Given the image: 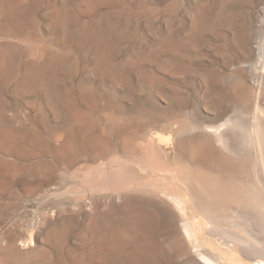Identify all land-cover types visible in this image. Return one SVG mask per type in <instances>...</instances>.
<instances>
[{
	"label": "rangeland",
	"instance_id": "1",
	"mask_svg": "<svg viewBox=\"0 0 264 264\" xmlns=\"http://www.w3.org/2000/svg\"><path fill=\"white\" fill-rule=\"evenodd\" d=\"M243 30H247L251 48L246 58L232 44L242 37ZM162 39L164 46L160 45ZM263 46L264 0H0V264H111L110 244L91 252L89 232L128 224L140 229V240H151L158 255L144 252L141 262L117 259L115 264H183L186 257L176 254V247L179 238L181 244L189 243V237L179 232L187 221L199 239L198 248L205 246L202 252L221 261L226 257L236 260L234 237L244 230L243 220L221 206L209 212L214 213L208 217L210 222L216 219L209 227L205 222L208 212L203 207L202 211L183 187L174 190L183 199L184 213L193 218L185 214L174 219L151 193H124L116 201L113 192L88 188L82 197L70 187L78 189L81 177L102 159L110 160L119 153L125 156L124 152L132 153L133 148L135 152L129 154L133 157L136 153L135 160L141 155L139 159L134 162L125 154L136 169L155 152H170L164 156L172 165L181 161L174 148L180 135L173 131L161 134L146 123L154 125L178 111L185 119L193 114L213 119L227 116L235 68L264 73ZM99 60L109 68L98 70ZM206 75L214 80L209 86L203 82ZM214 89L218 94L222 91V99H228L220 115L212 110L218 109V99L207 96V92L215 93ZM109 112L116 117L109 120ZM76 114L83 121L75 118ZM120 124L134 136L126 137L130 141L117 131ZM66 130H73L76 149L70 147L66 150L69 154L61 149L58 155L57 146ZM105 140L108 147L103 146ZM94 142L107 149L109 157H92L89 152ZM218 146L208 164L199 166L202 172L205 169L203 175L210 170L208 177L215 180L232 166L239 170L237 175L241 173L243 158ZM182 161L183 166L192 167L188 159ZM241 176L236 178L237 194L254 207L264 204L256 180L246 182ZM167 204L175 213L179 211L172 201ZM130 248L128 253L137 246Z\"/></svg>",
	"mask_w": 264,
	"mask_h": 264
},
{
	"label": "bare ground",
	"instance_id": "2",
	"mask_svg": "<svg viewBox=\"0 0 264 264\" xmlns=\"http://www.w3.org/2000/svg\"><path fill=\"white\" fill-rule=\"evenodd\" d=\"M246 31L247 30L240 31L242 37L237 39V40L235 38L234 43H232L233 45L235 44L237 46V49H238L239 53L241 54V57H244V58H246L249 55L250 50H251L249 42L246 41L247 36H248L247 33H245ZM101 39H102V37H101ZM164 42L165 41L162 39L160 42V45L164 46L165 45ZM100 43H101V41H100ZM99 47H100V44H99ZM263 57H264V54H263ZM97 60H98V58H97ZM262 63L264 65V59L262 60ZM105 67H106V64H104L100 60L96 64V68L98 70L99 69L103 70V69L109 68V67H107V68H105ZM240 67L239 68L237 67V69L234 67L235 71L233 72V74L231 76L233 79V89L230 88V89H232L230 93L233 94V99H231V101H230V97L228 98L229 102H230L228 105L230 108V113L227 116L222 117L220 119H215V117H214V119H215L214 120L212 117H209V116H201V115L199 116V115L193 114V115H190V117L188 119H185L184 117H182L184 114L182 113L183 114L182 115L178 111L179 113L178 112H170V115H167L164 118L157 120V123L154 120L155 121L154 125L150 124L151 122H148V120H146L148 122V123H146L147 126H149V127L154 126V128H158V130L161 134H164L165 132H168V131H170V132L173 131V132H175L174 133L175 135L176 134L180 135L177 139L175 138L176 139L174 142L175 146L173 145L175 150H176V155L181 161H182V159H183V161H184V159L185 160L188 159L190 161V163H192V167L191 166L190 167L183 166L181 164V161L175 162V164L172 165V164L168 163L170 159H168V162H167V159L165 157L166 156L165 153H167V152H165L164 154H163V152H155L152 155H149L146 159H144V160L142 159L143 161L140 160L141 162H139V164H138V167H137L138 169H136L135 167H133V165H132L133 163L132 164L130 163L129 158H127V156L125 154V153H127L132 160L134 159L133 157L136 153L133 155V157L130 155L133 152H135V149L133 147H135L136 145L134 146V144H133L132 148L134 151L132 150V153H130V151H129L130 154L128 152H124V155L126 157L120 156V153L118 152L120 157L119 156H113L110 160H105V159L103 160L102 159L96 166L88 169L84 175L82 174L83 175L81 177L82 185L76 190H74V189L72 190V188L70 187V191H73L74 194L77 193L79 196L83 197L86 195L88 188H91L92 190H94V189L104 190V191L115 193L116 201L120 200L124 196V193H130V192L134 193L135 191H138V193H142V192L151 193V194L156 195L159 198L157 203H163L164 205H166L167 212L174 219H176L178 217H181V219H182V218H184V216L186 214V213H184L183 199L179 195V193L178 194L176 193L178 191L175 192L174 189L177 186L183 187L184 189H186L185 191H186V193H188V196L190 198H192L193 200L195 199V201L198 203V205L200 206V209H202V211L205 209V211L208 212V214L210 215L209 212H212L215 208L218 209L221 206H226V207H228V209H230L229 212H232L236 218L237 217L239 218V220L242 219L243 220L242 222H244V224H245V227H243L244 230H241L240 233H238L239 235L234 237V239L238 245V249L235 247L237 249V251L234 249V251L237 252V254L235 255L236 260H233V259L231 260L229 258L227 259V257H226L225 260L223 258V260L221 261L220 259H222V258H220V257H219V259H217L215 257V255L213 256L210 253L208 255V252H202V250H205V246L203 249L201 248V250L199 249L200 247L198 248V243H197L198 238L195 236V230L192 227L193 225H191V223H189V221L184 222V223L181 222L182 226H181V229H179V232L182 231L189 237V243L187 245L181 244V238H179L178 239V246L176 247V250H178L176 252V254H178V252H180L181 253L180 255H184V258L186 257V259H185L186 261L183 264H204V263L205 264H264V204L262 203L258 207H254L249 202H247L245 199H242L237 194L238 193L237 189L239 187V184L237 185V183H239V181L236 180L237 176L238 175L240 176V174L243 175L241 177H243V178H245V180H247L246 182H250V180H252L254 178V180H256V182L258 183L260 189L262 190V192L264 194V140L262 139V137L260 135L263 133H259L260 128H263V130H264V73L261 72V74H259V73L254 74L256 72H252L250 68H249V70H247L246 69L247 67L245 69L243 67L242 68H240ZM213 74H215V73H213ZM206 76H207V78H206ZM206 76H205V79H203V82H205V86L206 85L209 86L210 83H212L214 80L212 81L211 77H208V75H206ZM218 81H220V79ZM40 82H41V80H40ZM221 88L223 91V87H221ZM211 90H212V88H211ZM214 91H215V89H214ZM216 93H217L216 91H215V93L207 92V94H208L207 96L208 97L210 96V98H212L214 100L218 99V101L217 100L216 101L219 103V105L215 106V108L218 107V109H212V110H214V112H216L217 115H220L223 113L224 108L222 109V107L224 105L226 106V104H227L226 101L228 99L224 100L225 98L222 99V97L224 95H222V97H220L221 94L220 93L216 94ZM227 94H229V93H227ZM226 98H227V96H226ZM208 100L210 101V99H208ZM204 101L207 102V98ZM55 105L53 104V109L55 111H57L56 110L57 108L55 107ZM66 105H67V103L64 104V106H66ZM215 105H216V103H215ZM64 106H62V107H64ZM206 106H208L207 103H206ZM194 108H192V109H194ZM199 108H201V107H199ZM156 110H158V109H156ZM188 110H186V111H188ZM205 110H207V109H205ZM208 111H209V108H208ZM110 112H112V110H110ZM167 112H169V111H167ZM209 112H211V111H209ZM191 113H192V111H191ZM149 114H152V113H149ZM189 114H190V112H189ZM117 115H120V114H117ZM115 117L116 116L114 115V113H110L108 116V119L112 120ZM117 117H119V116H117ZM75 118L83 121V117L78 115V114H76ZM155 119H157V118H155ZM143 120H145V119H143ZM118 121H119V119H118ZM134 121H136V120H134ZM143 122H141V123H143ZM113 123L115 124V122H113ZM116 124H117V122H116ZM117 126H118V127H116L117 131H121L123 133V135L125 136V138L130 135V133L127 131V129L125 130L123 128V126L125 127V124H120ZM243 128H244V130H245V128L248 129V131L247 130H245L247 132L242 131ZM263 130H261V131H263ZM143 131H142V134H143ZM145 131H146V129H145ZM108 132H110V131H108ZM134 132H137V131L135 130ZM71 135H73V130H66L65 131V136L62 139L61 144L59 146H57V148L59 150V152L57 153L58 155H59V153L61 154V149L65 150V151L68 150L70 147H73L76 149V146L74 144V141H73V138ZM104 136H106V134ZM158 136H160V135H158ZM131 137H134V136H131ZM125 141L127 142L130 140H128L126 138ZM105 142H106V140H105ZM96 144H97V142H94L92 145H90L92 147V151L89 152V154L91 153L90 155H92V157H100V158H104V157L108 156V151H106L107 149H105V148L101 149ZM108 144H109V142H106V144H104L103 146L107 145V147H108ZM124 144H125V142H123V145ZM129 145H132V144L130 143ZM129 145L127 146V148H131V146H129ZM151 145H153V144H151ZM218 145H222L223 147H225L228 150V152L231 154H234V155L236 154L238 156L240 155L241 156L240 160L243 158L242 161L244 160V162H243L244 165H242L243 169L242 170L240 169L241 173H238V175H237L236 172L239 170H232V167H234V166H232L229 169L230 171H228L225 168L226 171H228V172H226V171L224 172L225 173L224 177L223 176L218 177L216 175L217 177H215V178H218V179H215V180L209 179L208 173L210 170L209 171L206 170L207 173L205 175H203V172H205V169L202 172V170H201L202 167L200 169L199 166L208 164L209 160L207 161V159L211 158V157L209 158V156H211V153L215 150V148H217ZM73 148H71V149H73ZM119 148H121V146ZM154 148H155V146H154ZM126 149H124V151H127ZM116 150H117V148H116ZM72 152H73V150H72ZM120 152H121V150H120ZM67 153L69 154V152H67ZM97 153H99V154H97ZM141 153H142V151H141ZM169 153H167V154L169 155ZM173 153H174V151H173ZM215 153H217V152H215ZM138 155H140V154H138ZM234 155L232 156V158L234 157ZM88 156L89 155H87V157ZM140 156H138V157L136 156L137 157L136 160L139 159ZM144 156H145V154H144ZM167 158H168V156H167ZM92 159H95V158H92ZM136 160L134 159V162ZM232 161L231 162L229 161L230 164L231 163L234 164ZM212 163H211V165H214L217 162H215L213 164ZM221 163H220V165L223 166ZM225 163H227V162H225ZM215 166H216V164L214 165V167ZM225 166H227V165H225ZM218 167L220 168V166H218ZM219 168H217V171ZM234 169H236V168H234ZM223 171H221V172L223 173ZM210 175H211V173H210ZM243 178H241V179H243ZM246 186H248V185H246ZM248 187L251 188V185ZM176 189L178 190V187ZM249 191H251V189ZM133 193H130V194H133ZM124 198H126V197H124ZM146 199H147V197H146ZM162 199H163V201H162ZM246 199H248V198H246ZM185 200H187V199L185 198ZM147 201H148V199H147ZM167 201H172V203H174L179 208V211L177 213H175V211H173L174 208H173V210H171V208L167 204ZM187 202H188V200H187ZM189 210H190V208H189ZM225 212H226V210H225ZM205 213H204V215H205ZM188 214H186V216ZM208 214L206 213V215H208ZM212 214H214V213H211V215L210 216L208 215L207 217L205 215V217H206L205 222L208 223L209 227H211L210 225H212L211 223L214 222V220L216 221V219H214L213 221L211 220L212 222H210V220H209L210 218H208V217L213 216ZM165 216H167V215H165ZM200 216H202V215H200ZM188 217H190V216L188 215ZM190 218H193V217H190ZM190 218H188V219L190 220ZM232 218L236 222V218H234V217H232ZM185 219H187V218H185ZM200 220L203 221L202 219H200ZM196 221H199V220H196ZM143 222H145V221H143ZM191 222H192V220H191ZM237 223H239V222H237ZM113 224H115V223H113ZM200 224H202V223H200ZM203 224H204V222H203ZM208 225L205 227H208ZM213 225H215V223ZM218 226H216V227H218ZM59 229L60 228H58V232H60ZM221 230H220V232H221ZM205 231L207 233V230H205ZM225 231H226V229H225ZM213 232H212V234H213ZM218 232H219V229H218ZM226 233H228V232L226 231ZM230 234H232V232ZM234 234L237 235V233H234ZM57 235H59V234L57 233ZM196 235H197V232H196ZM89 236H90V250H91V252H95V251L100 250L102 248V246L104 244H106L107 242L110 244L108 259L111 261V264H112V262L115 264L117 259H118V261L120 259H123V260L129 259L133 262H137V261L141 262V260L143 259L142 256H144V255H142V253H144V252L145 253H148V252L155 253V251H154L155 247L153 248V243L150 242L151 240L149 242H147V240H142V239L140 240L139 239L140 229L135 228L131 224H128V226L125 225L122 227L115 226L113 228H104L103 227L101 229H92V231L89 232ZM222 236H223V234H222ZM222 238L224 239V237H222ZM59 239H61V238H59ZM217 239H219V235H218ZM55 240H57V239L55 238ZM137 240H138V242H137ZM184 240H185V238H184ZM220 241H219V245H220ZM224 241L227 242V240H225V239H224ZM57 242H59V241H57ZM225 242H224V244H225ZM133 244H135V246H137V248H135L133 252L128 253V248H130V245H132L131 248H133ZM225 245H227V244H225ZM231 245L233 246V243ZM200 246H201V243H200ZM222 246L224 247V245H222ZM131 248H130V250H131ZM155 250H156V248H155ZM173 250H175V248ZM228 251H230V249ZM234 251L232 250L231 253ZM191 252L194 253V255H195L194 259L191 258V256L189 255V253H191ZM213 252H215V251H211V253H213ZM155 254H157V253H155ZM220 254H224V253H220ZM146 255H149V254H146ZM230 255H232V254H230ZM227 256H229V254ZM230 257H232V256H230ZM157 260H158V257H157ZM202 262H204V263H202Z\"/></svg>",
	"mask_w": 264,
	"mask_h": 264
}]
</instances>
